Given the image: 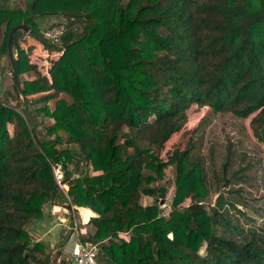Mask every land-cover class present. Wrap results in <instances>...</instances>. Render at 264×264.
Listing matches in <instances>:
<instances>
[{"label":"trees","instance_id":"16d2710c","mask_svg":"<svg viewBox=\"0 0 264 264\" xmlns=\"http://www.w3.org/2000/svg\"><path fill=\"white\" fill-rule=\"evenodd\" d=\"M7 1L0 54L19 24L60 54L49 69L56 87L12 36L22 100L15 87L16 107L0 99V264H52L68 231L52 252L31 227L50 206L91 211L97 224L80 240L100 243L113 264H264V233L224 217L220 194L197 203L209 194L202 147L215 114L248 119L264 155V0ZM52 14L67 23L57 42L35 21ZM192 108L206 109L189 126ZM169 166L174 208L157 217Z\"/></svg>","mask_w":264,"mask_h":264},{"label":"rangeland","instance_id":"374dc122","mask_svg":"<svg viewBox=\"0 0 264 264\" xmlns=\"http://www.w3.org/2000/svg\"><path fill=\"white\" fill-rule=\"evenodd\" d=\"M25 2L26 0H8L7 5L23 9ZM63 20L64 18L61 15L56 14L35 17L42 34L51 24L62 22ZM21 34L17 37V45L26 50L29 61L36 65L40 74H44L53 81L56 87H59V82H54L56 77L49 69H51L53 60L59 56L60 52L45 49L38 40L28 33ZM11 51L13 56L14 50L12 47ZM2 58V61H4V73L0 75V93L8 92L10 97L0 96V99L6 98L9 100L10 105L15 106L16 93L13 78L7 56L2 55ZM31 76L32 74H23L20 76V81ZM39 97L36 95L30 98L37 100ZM58 97H61V95L59 94ZM47 104L51 108L53 99H50ZM205 109H191V124L189 126H193L199 120ZM200 113L201 115L199 116ZM44 122L47 125L50 123L48 119L44 120ZM176 137L177 134H175L174 139ZM227 141L231 143L229 161L225 173L227 180L225 182L219 179L216 186L212 183L213 172H216L217 175L220 174V166L227 152ZM202 153L204 156L203 168L209 180L207 184L209 194L207 196L210 197V203L214 202L216 193L220 194L224 199V203L220 208L224 217L243 228L255 229L257 233H264V155L261 145L251 137L248 129V119H238L228 113L215 114L206 129ZM172 173L173 168L170 166L163 171L162 179L158 181L162 188L164 187L165 179ZM188 201V198L185 199L181 203L182 206H186ZM58 213H60L59 210ZM62 215L63 217L66 216V214ZM74 217L76 221H79L76 213ZM71 258L69 254L63 256L64 262ZM53 261L52 258V264Z\"/></svg>","mask_w":264,"mask_h":264},{"label":"built area","instance_id":"2783aa9c","mask_svg":"<svg viewBox=\"0 0 264 264\" xmlns=\"http://www.w3.org/2000/svg\"><path fill=\"white\" fill-rule=\"evenodd\" d=\"M69 20L70 22H72V24H70V28L72 30H76L78 28V24L73 22V18H70ZM66 29L67 23L65 20H63L62 22H57L56 24L46 28L43 31V36L51 42H57L62 36V34L66 31ZM168 144L169 143H167V145L165 146L166 149L168 148ZM161 155V157H163V152ZM51 170L55 184L67 198L62 182L63 171L61 165H51ZM175 191L176 187L174 175L172 173L169 174L165 179V184L162 190V196L160 198H157V217H166L173 210ZM197 203L203 204L205 202L201 201L200 199ZM65 210L67 212V222L65 225L66 231H68L69 238L73 241L72 258L64 263L60 262V260L56 258L53 261V264H100L98 261L97 243L80 240L78 232V223L73 215L72 207H70V209L66 208ZM123 235H125V233H123Z\"/></svg>","mask_w":264,"mask_h":264},{"label":"crops","instance_id":"0c3cea01","mask_svg":"<svg viewBox=\"0 0 264 264\" xmlns=\"http://www.w3.org/2000/svg\"><path fill=\"white\" fill-rule=\"evenodd\" d=\"M2 54H0V75L4 73V66L2 61ZM2 97H10L9 93L1 94ZM65 206H50L45 211H42V214L40 215V218H38L37 221H35L31 227H32V235L34 237V240L42 239L44 242H47L49 245V249L51 251H55L56 244H58L65 231H66V222H67V212H66ZM58 210L60 213H58ZM73 215L75 213L79 217L78 222V232H79V238L81 236L90 235L93 231V228L97 224V220L95 215L89 211L88 209L84 208H76L73 209ZM62 214H66L65 217H63ZM62 215V216H61ZM122 236H126L123 234H120ZM98 248V261L100 264H113L102 252V249L100 248V243H97ZM72 249H73V241L69 238V233L67 238L62 242V244L59 246V253L55 254L53 260L58 258L60 262H64L63 256L65 254H69L72 257ZM52 260V259H51Z\"/></svg>","mask_w":264,"mask_h":264},{"label":"water","instance_id":"95a60500","mask_svg":"<svg viewBox=\"0 0 264 264\" xmlns=\"http://www.w3.org/2000/svg\"><path fill=\"white\" fill-rule=\"evenodd\" d=\"M15 32H20V33H29V28L19 24L16 26H13L10 31L8 32L7 38H6V56H7V60H8V65L10 68V72H11V76L13 78V84L14 87L18 93V96L20 98V100H22L21 94L19 92L18 89V84H17V77H16V71H15V66H14V61H13V56H12V51H11V47H12V36ZM162 196V193H158V198H160ZM160 201V200H159ZM201 201L209 204L210 203V197L206 196L204 198L201 199Z\"/></svg>","mask_w":264,"mask_h":264}]
</instances>
